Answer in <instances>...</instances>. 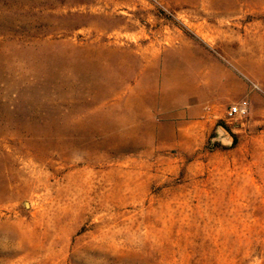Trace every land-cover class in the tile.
Wrapping results in <instances>:
<instances>
[{"label": "rangeland", "instance_id": "obj_1", "mask_svg": "<svg viewBox=\"0 0 264 264\" xmlns=\"http://www.w3.org/2000/svg\"><path fill=\"white\" fill-rule=\"evenodd\" d=\"M0 264H264V0H0Z\"/></svg>", "mask_w": 264, "mask_h": 264}, {"label": "crops", "instance_id": "obj_2", "mask_svg": "<svg viewBox=\"0 0 264 264\" xmlns=\"http://www.w3.org/2000/svg\"><path fill=\"white\" fill-rule=\"evenodd\" d=\"M222 72V74L219 73ZM225 71L221 68L219 63H211L209 71L204 77V83L208 84V88L202 91L201 82L198 78V73L194 71V67L190 69V71L186 74H183L178 68L177 72L173 75L175 76L174 80L176 81L173 87L163 86L160 93V109L165 110L167 106L172 108H177V110H181V112L187 111L188 116L190 117V124H199V122L205 120V116L207 112L211 114V103L208 104L206 102L207 99H213L216 93L221 92L220 89L215 88L213 86V81H217L220 77H223ZM170 76V75H169ZM168 78H165L167 80ZM186 85H190V94H192L193 98H191L187 103L184 100H174L173 93L180 94L183 98L188 90ZM207 98V99H206ZM174 106V107H173Z\"/></svg>", "mask_w": 264, "mask_h": 264}, {"label": "built area", "instance_id": "obj_3", "mask_svg": "<svg viewBox=\"0 0 264 264\" xmlns=\"http://www.w3.org/2000/svg\"><path fill=\"white\" fill-rule=\"evenodd\" d=\"M247 113V105L243 102L242 104H234L227 110V116L233 118L235 116L242 117Z\"/></svg>", "mask_w": 264, "mask_h": 264}]
</instances>
